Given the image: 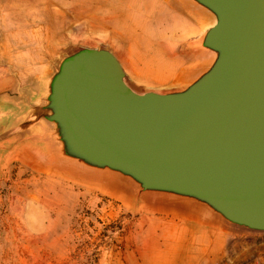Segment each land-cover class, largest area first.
<instances>
[{"label":"rangeland","instance_id":"1","mask_svg":"<svg viewBox=\"0 0 264 264\" xmlns=\"http://www.w3.org/2000/svg\"><path fill=\"white\" fill-rule=\"evenodd\" d=\"M84 1L0 0V264H129L126 251L133 253L136 246L126 247L124 237L126 231L134 234L140 217L132 213L158 211L160 205L151 201L164 197L142 193L120 180H92L96 179L92 171L60 156L48 122L30 121L34 107L44 103L48 83L64 57L82 47L108 48L120 59L128 84L141 94L185 89L215 57L201 46L215 21L203 16L204 10L191 0H137L141 11L112 24L115 46L108 39L111 35L94 30L88 15L78 17ZM98 1L108 14L123 7V0ZM170 1L187 13L175 12ZM201 17L204 24L198 22ZM132 33L136 40L128 38ZM172 48L176 59L168 55ZM128 58L140 68L138 74L131 71ZM172 72L168 85L158 89L148 85ZM46 186L66 190L75 198L73 212L55 234L47 226L57 216L40 217L46 209L28 198ZM122 191L124 199L116 198ZM135 192L136 198L131 195ZM54 195L52 190L50 196ZM142 198L145 202L138 207L131 204ZM26 225L34 236L25 235ZM42 231L51 243L60 240L62 258L54 246L47 248L41 241L43 236L36 233ZM225 238L219 260L210 258L205 264H264V233L225 221ZM36 241L42 242L37 245L39 252L31 251ZM134 258L143 264L140 253Z\"/></svg>","mask_w":264,"mask_h":264},{"label":"water","instance_id":"2","mask_svg":"<svg viewBox=\"0 0 264 264\" xmlns=\"http://www.w3.org/2000/svg\"><path fill=\"white\" fill-rule=\"evenodd\" d=\"M191 1L214 16L201 46L215 57L185 89L138 93L111 50L82 47L30 121L64 159L264 233V0Z\"/></svg>","mask_w":264,"mask_h":264},{"label":"crops","instance_id":"3","mask_svg":"<svg viewBox=\"0 0 264 264\" xmlns=\"http://www.w3.org/2000/svg\"><path fill=\"white\" fill-rule=\"evenodd\" d=\"M52 190L55 191L53 197L50 196ZM125 194L126 192L123 191L117 192L116 198L124 199ZM28 198L41 203L46 209V212H40V217L49 218L53 214L57 216L47 226L53 234L64 227L63 221L67 214L74 210L72 202L75 198L68 191L57 187L46 186L28 195ZM143 200L145 199L133 201L131 204L134 203L138 207L140 202H145ZM152 200L151 203L160 205L158 211L132 213L140 217H137L136 229L132 230L134 234H128L126 231L124 237L126 247L130 243L136 246V249L132 250L133 253L126 251L129 264H139L134 258L136 252L140 253L143 264H205L210 258L219 260L226 244L225 221L221 217L211 213L203 205L189 200L168 197H157ZM122 220H128V218ZM127 225V223L124 224V228ZM27 227L26 225L25 235L34 236ZM36 234L43 236L41 241L43 240L47 248L54 246L53 249L59 251L58 257L64 256L63 247L58 238L51 243L50 236L45 231ZM129 235L133 236L130 241ZM41 241L34 242L32 245L36 247H32L31 251L39 252L37 245L42 243Z\"/></svg>","mask_w":264,"mask_h":264},{"label":"bare ground","instance_id":"4","mask_svg":"<svg viewBox=\"0 0 264 264\" xmlns=\"http://www.w3.org/2000/svg\"><path fill=\"white\" fill-rule=\"evenodd\" d=\"M153 3H154V5H156L155 1H153ZM168 3L172 6V8L175 10V12H177L179 14H184L186 12V11H181L178 8H176L177 6L175 7L171 1L168 2ZM122 4H123V7L117 9L115 11V13L108 14L107 12H105L103 7L99 5V1L98 0H85L80 5L77 14H78V17H80V18L82 16H84L85 14L88 15L90 17V19L92 20V26H93L94 30L96 32H98V33L100 32L102 34L104 33L106 35H111V37H108V39H109L110 43L113 44V46H115V44L113 42L114 36L112 37V31H111L112 30V24L116 20H119V19L121 20L122 18H123V20L129 19V17L132 16L133 13L139 12L143 8L142 4L138 3L137 0H123ZM200 13L203 16H205L208 20H210V22L214 20V16L212 14H210L209 12H207V11H205V10L204 11H200ZM165 19L168 20V17H166ZM198 22L199 23L202 22L204 24L205 23L204 22V18H202V17L198 18ZM137 37L138 36H136L135 33H132V34L128 35V38L132 39V40H136ZM119 52L121 53V55H123V57H126V54H125V52L123 50H119ZM168 55L171 58H175V59L177 57V54L175 53L174 48H172L171 50L168 51ZM128 63L130 64V68H131L132 71H134V72H139L140 71L139 70L140 68L138 67V65L136 66V65L131 63L130 58H128ZM173 76H174L173 72L172 73H168L166 76L160 77V78H158L157 81H154L153 83H150L148 85L150 87H152L153 89H158V88H156L157 86H159V88H160L162 86L168 85L170 83V81L173 80ZM93 173L95 174L96 179H92V180H98L99 181L98 178L104 177V178H106V179H108L110 181L120 180V181H118L119 183L123 182L124 184H131V182L126 181L124 179H121L120 176H118L116 174H113V173H110V172H107V173H100V172H96L95 173V172H93ZM92 177L94 178V176H92ZM101 181H105V180L102 179ZM139 191H140V189H139ZM131 195L133 197H137V193L136 192L131 194Z\"/></svg>","mask_w":264,"mask_h":264}]
</instances>
